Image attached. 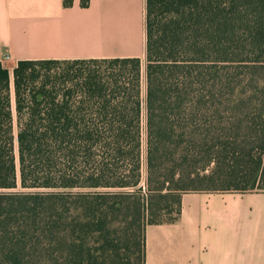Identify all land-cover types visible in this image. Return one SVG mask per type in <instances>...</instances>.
I'll list each match as a JSON object with an SVG mask.
<instances>
[{
	"label": "trees",
	"instance_id": "16d2710c",
	"mask_svg": "<svg viewBox=\"0 0 264 264\" xmlns=\"http://www.w3.org/2000/svg\"><path fill=\"white\" fill-rule=\"evenodd\" d=\"M12 75L0 62V264H146L184 194L264 192V0H147L145 62Z\"/></svg>",
	"mask_w": 264,
	"mask_h": 264
},
{
	"label": "crops",
	"instance_id": "0c3cea01",
	"mask_svg": "<svg viewBox=\"0 0 264 264\" xmlns=\"http://www.w3.org/2000/svg\"><path fill=\"white\" fill-rule=\"evenodd\" d=\"M82 1L0 0V62L145 57L147 0ZM146 264H264V193L184 194L178 222L147 226Z\"/></svg>",
	"mask_w": 264,
	"mask_h": 264
},
{
	"label": "rangeland",
	"instance_id": "374dc122",
	"mask_svg": "<svg viewBox=\"0 0 264 264\" xmlns=\"http://www.w3.org/2000/svg\"><path fill=\"white\" fill-rule=\"evenodd\" d=\"M143 61L145 62V57L143 58ZM3 66L7 69H9L11 75L13 74V70H14V65L8 61V62H4L2 63ZM12 81H13V75H12ZM12 107H13V111L15 112V98H14V87H13V83H12ZM254 193H264V192H254Z\"/></svg>",
	"mask_w": 264,
	"mask_h": 264
},
{
	"label": "built area",
	"instance_id": "2783aa9c",
	"mask_svg": "<svg viewBox=\"0 0 264 264\" xmlns=\"http://www.w3.org/2000/svg\"><path fill=\"white\" fill-rule=\"evenodd\" d=\"M8 61H10V57L7 55V56H5V58H4V62H8Z\"/></svg>",
	"mask_w": 264,
	"mask_h": 264
}]
</instances>
